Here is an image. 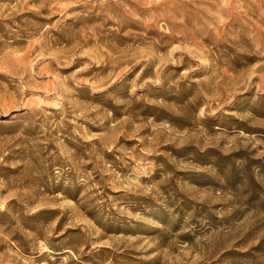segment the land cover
I'll list each match as a JSON object with an SVG mask.
<instances>
[{"label": "rangeland", "instance_id": "374dc122", "mask_svg": "<svg viewBox=\"0 0 264 264\" xmlns=\"http://www.w3.org/2000/svg\"><path fill=\"white\" fill-rule=\"evenodd\" d=\"M0 264H264V0H0Z\"/></svg>", "mask_w": 264, "mask_h": 264}]
</instances>
